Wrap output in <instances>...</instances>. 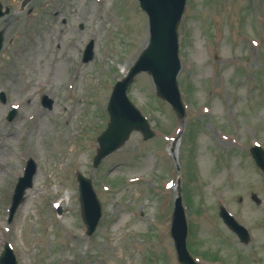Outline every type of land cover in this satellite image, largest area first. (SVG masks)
Instances as JSON below:
<instances>
[{
  "label": "rangeland",
  "instance_id": "374dc122",
  "mask_svg": "<svg viewBox=\"0 0 264 264\" xmlns=\"http://www.w3.org/2000/svg\"><path fill=\"white\" fill-rule=\"evenodd\" d=\"M23 2L0 0V255L8 244L18 264H179L168 224L181 183L197 261L264 264V174L250 155L264 148V0H187L178 29L184 129L140 74L128 96L156 136L133 132L97 168L106 106L148 43L147 15L138 0ZM90 40L94 54L83 63ZM29 158L33 186L8 222ZM79 174L101 203L92 236ZM220 206L249 230L251 244L223 223Z\"/></svg>",
  "mask_w": 264,
  "mask_h": 264
},
{
  "label": "water",
  "instance_id": "95a60500",
  "mask_svg": "<svg viewBox=\"0 0 264 264\" xmlns=\"http://www.w3.org/2000/svg\"><path fill=\"white\" fill-rule=\"evenodd\" d=\"M28 1V0H27ZM141 8L149 16V42L141 53L128 76L118 82L114 88L109 102L108 111L110 123L107 130L99 137V150L94 159V167L118 150L129 138L133 131L142 133L145 140L153 138L154 133L150 125L141 113L134 107L127 97V90L135 76L142 72L151 75L157 95L166 100L183 120L184 108L178 91L177 76L181 69L178 56V26L181 21L186 0H139ZM3 15L0 5V17ZM2 33H0V50L2 47ZM93 44L87 49L85 61L91 58ZM4 100V95H1ZM47 104V103H46ZM51 106V102L47 104ZM257 165L264 171V150L253 148L251 151ZM35 173V165L29 163L25 178L20 180L14 196L11 216L23 200L24 191L32 185V177ZM80 181V202L82 217L91 235L100 219L101 208L92 188L91 180L82 176ZM226 225L234 231L242 241L248 240L246 230L239 225L224 210L220 213ZM186 223L182 208L181 198L176 200L174 211L173 238L175 241L178 259L181 264H197L186 249ZM11 252L6 249L0 258L1 264H15Z\"/></svg>",
  "mask_w": 264,
  "mask_h": 264
},
{
  "label": "bare ground",
  "instance_id": "6f19581e",
  "mask_svg": "<svg viewBox=\"0 0 264 264\" xmlns=\"http://www.w3.org/2000/svg\"><path fill=\"white\" fill-rule=\"evenodd\" d=\"M57 69H58V72L56 73V79H59V75H60V71H61V69H60V66L58 67V65H57V67H56ZM60 205H62L63 204V201L62 200H60V202H58ZM31 204H29L27 207H26V210H27V208L30 206Z\"/></svg>",
  "mask_w": 264,
  "mask_h": 264
}]
</instances>
